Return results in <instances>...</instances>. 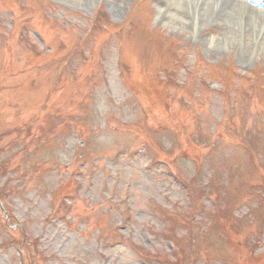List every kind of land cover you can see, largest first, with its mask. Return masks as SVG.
<instances>
[{"label": "rangeland", "instance_id": "374dc122", "mask_svg": "<svg viewBox=\"0 0 264 264\" xmlns=\"http://www.w3.org/2000/svg\"><path fill=\"white\" fill-rule=\"evenodd\" d=\"M162 1L0 0V264H264V55Z\"/></svg>", "mask_w": 264, "mask_h": 264}, {"label": "bare ground", "instance_id": "6f19581e", "mask_svg": "<svg viewBox=\"0 0 264 264\" xmlns=\"http://www.w3.org/2000/svg\"><path fill=\"white\" fill-rule=\"evenodd\" d=\"M188 1L190 2V5L186 8V6L181 4L179 0H163L159 3V9L157 11H159L160 16L162 18L164 16L165 19L166 16L171 14L180 17V13L177 10L179 6L181 8L185 7L186 9H189L190 7L194 16H196V12L198 11L196 7H199L200 9L204 8L206 14L203 15L201 20H199V23H207L209 19H215L216 21L223 20L224 23L225 21L230 22L231 18L227 20L226 17L227 14H230V16H234L233 21H237L236 24L231 22L233 25L227 27V30L230 32V36L234 38L235 41L244 43L246 50L251 51V49H253L256 53L264 55V14H262V12H258L249 5L239 4L233 0ZM248 2L251 4L250 0H248ZM118 12L119 7L112 9L113 14ZM85 37L82 38L81 44L85 43ZM254 47L256 49H254Z\"/></svg>", "mask_w": 264, "mask_h": 264}]
</instances>
